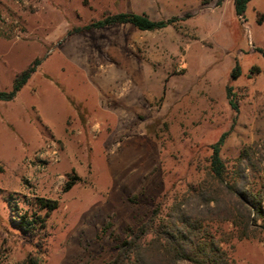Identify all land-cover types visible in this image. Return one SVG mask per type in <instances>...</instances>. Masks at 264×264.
I'll list each match as a JSON object with an SVG mask.
<instances>
[{
    "label": "rangeland",
    "instance_id": "rangeland-1",
    "mask_svg": "<svg viewBox=\"0 0 264 264\" xmlns=\"http://www.w3.org/2000/svg\"><path fill=\"white\" fill-rule=\"evenodd\" d=\"M120 11L178 19L153 31L81 29ZM258 48L264 0H250L243 17L233 0H0V90L40 59L16 96L0 100V264H106L127 227L164 218L205 176L223 132L228 180L241 151H254L244 174L264 211ZM40 198L57 208L46 213ZM261 222L230 238L235 264H264Z\"/></svg>",
    "mask_w": 264,
    "mask_h": 264
},
{
    "label": "trees",
    "instance_id": "trees-1",
    "mask_svg": "<svg viewBox=\"0 0 264 264\" xmlns=\"http://www.w3.org/2000/svg\"><path fill=\"white\" fill-rule=\"evenodd\" d=\"M250 0H233L234 12L243 17ZM178 18L152 19L144 12L120 11L106 13L81 29L101 28L117 24H129L139 30L153 31L170 26ZM257 51L264 57V49ZM40 59L35 58L18 72L8 90H0V100L10 101L37 70ZM235 62L230 73L234 79L239 75ZM229 93V92H228ZM237 110V103L230 101ZM227 136L223 132L209 145L211 154L205 176L195 186H190L177 200L170 211L156 218H141L127 227L123 236L114 239L113 255L106 264H235L229 240L248 238L252 226L261 219L264 228V211L261 206L262 191H251L246 186L244 170L252 166L254 151L248 147L236 159L235 177L228 180V170L220 151ZM256 164H253V170ZM259 169L257 168V171ZM74 180L67 181L63 190H68ZM39 205L46 213L57 208V200L40 198ZM156 220V221H155ZM30 222L21 217L17 228L26 231ZM230 225L227 232L223 226Z\"/></svg>",
    "mask_w": 264,
    "mask_h": 264
},
{
    "label": "built area",
    "instance_id": "built-area-1",
    "mask_svg": "<svg viewBox=\"0 0 264 264\" xmlns=\"http://www.w3.org/2000/svg\"><path fill=\"white\" fill-rule=\"evenodd\" d=\"M47 148L50 149L51 154H55L56 150H55V146L53 143L47 144Z\"/></svg>",
    "mask_w": 264,
    "mask_h": 264
}]
</instances>
